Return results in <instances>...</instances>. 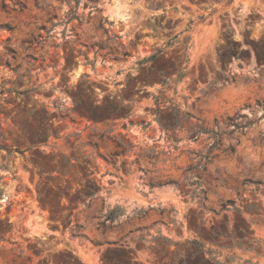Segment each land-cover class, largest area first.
I'll use <instances>...</instances> for the list:
<instances>
[{"label": "rangeland", "instance_id": "1", "mask_svg": "<svg viewBox=\"0 0 264 264\" xmlns=\"http://www.w3.org/2000/svg\"><path fill=\"white\" fill-rule=\"evenodd\" d=\"M209 259L264 264V0H0V264Z\"/></svg>", "mask_w": 264, "mask_h": 264}, {"label": "bare ground", "instance_id": "2", "mask_svg": "<svg viewBox=\"0 0 264 264\" xmlns=\"http://www.w3.org/2000/svg\"><path fill=\"white\" fill-rule=\"evenodd\" d=\"M115 8H116V7H114V8L112 9V11H114V13H115L116 15H121L120 10L115 9ZM81 72H82V68L80 67V68L77 70L76 74L79 75ZM31 235H39V231H38L36 228H33L32 231H31Z\"/></svg>", "mask_w": 264, "mask_h": 264}, {"label": "trees", "instance_id": "3", "mask_svg": "<svg viewBox=\"0 0 264 264\" xmlns=\"http://www.w3.org/2000/svg\"><path fill=\"white\" fill-rule=\"evenodd\" d=\"M196 243H197V242H196ZM196 243H195V244H196ZM199 247L201 248L200 245H199ZM209 261H210V262H215L214 264H219V263H216L217 261H214V260H212V259H209Z\"/></svg>", "mask_w": 264, "mask_h": 264}]
</instances>
